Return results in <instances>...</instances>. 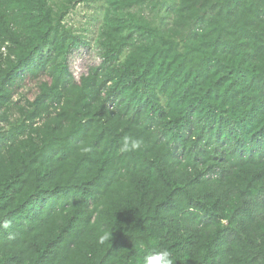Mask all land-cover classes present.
<instances>
[{
    "label": "trees",
    "instance_id": "1",
    "mask_svg": "<svg viewBox=\"0 0 264 264\" xmlns=\"http://www.w3.org/2000/svg\"><path fill=\"white\" fill-rule=\"evenodd\" d=\"M84 1L0 0V264H264V0H103L76 80Z\"/></svg>",
    "mask_w": 264,
    "mask_h": 264
},
{
    "label": "rangeland",
    "instance_id": "2",
    "mask_svg": "<svg viewBox=\"0 0 264 264\" xmlns=\"http://www.w3.org/2000/svg\"><path fill=\"white\" fill-rule=\"evenodd\" d=\"M176 6L177 0H164L163 7L152 14V23L160 27L171 26L172 15L169 10ZM104 9L103 0H86L78 4L65 18V25L71 27L89 43V46L77 49L68 56V68L76 80L86 74L89 67L100 62L97 37L103 21ZM126 53L127 51L124 56Z\"/></svg>",
    "mask_w": 264,
    "mask_h": 264
},
{
    "label": "clouds",
    "instance_id": "3",
    "mask_svg": "<svg viewBox=\"0 0 264 264\" xmlns=\"http://www.w3.org/2000/svg\"><path fill=\"white\" fill-rule=\"evenodd\" d=\"M142 144V139L124 136L120 145V151L122 153L136 151L141 148ZM112 233L113 232L106 231L104 235L100 237L99 242L103 244L106 241H110ZM140 247H144L143 243L140 244ZM143 264H174V258L172 253L166 248L154 249L146 252L143 258Z\"/></svg>",
    "mask_w": 264,
    "mask_h": 264
}]
</instances>
